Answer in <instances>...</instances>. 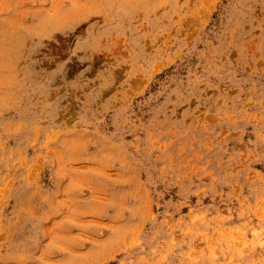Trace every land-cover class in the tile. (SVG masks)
<instances>
[{"label": "rangeland", "instance_id": "obj_1", "mask_svg": "<svg viewBox=\"0 0 264 264\" xmlns=\"http://www.w3.org/2000/svg\"><path fill=\"white\" fill-rule=\"evenodd\" d=\"M0 264H264V0H0Z\"/></svg>", "mask_w": 264, "mask_h": 264}]
</instances>
